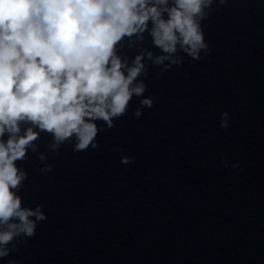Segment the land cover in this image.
Masks as SVG:
<instances>
[{
	"label": "clouds",
	"instance_id": "1",
	"mask_svg": "<svg viewBox=\"0 0 264 264\" xmlns=\"http://www.w3.org/2000/svg\"><path fill=\"white\" fill-rule=\"evenodd\" d=\"M227 3L0 0V261L20 244L27 247L47 219L42 205L24 206L28 172L18 162L31 152L47 174L53 170L48 152L58 154L69 143L77 153L98 150V133L114 128L134 97V117L153 108L154 98L144 95L149 62L160 69L158 77L185 56L199 61L211 53L202 25ZM149 37L151 48L145 47ZM229 120L222 112L220 127L229 128ZM43 134L51 137L46 152L37 144ZM133 162L121 156L122 164Z\"/></svg>",
	"mask_w": 264,
	"mask_h": 264
}]
</instances>
